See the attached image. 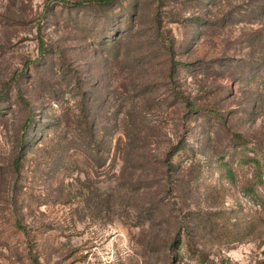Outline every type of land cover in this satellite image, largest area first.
Instances as JSON below:
<instances>
[{"label": "rangeland", "instance_id": "obj_1", "mask_svg": "<svg viewBox=\"0 0 264 264\" xmlns=\"http://www.w3.org/2000/svg\"><path fill=\"white\" fill-rule=\"evenodd\" d=\"M248 158L264 0H0V264H264Z\"/></svg>", "mask_w": 264, "mask_h": 264}, {"label": "trees", "instance_id": "obj_2", "mask_svg": "<svg viewBox=\"0 0 264 264\" xmlns=\"http://www.w3.org/2000/svg\"><path fill=\"white\" fill-rule=\"evenodd\" d=\"M30 120H31V117L28 118V122ZM26 135H27V129L24 131V133H23V135L21 137V142H20V149L23 150V153L27 152L26 149H25L27 145H30L31 146L33 144L32 141H29V144L26 145V143H25V136ZM17 161H18V159H17ZM251 161L253 163H255V166H256V175H259L258 178L260 179V182L262 183V177H263V174H264V159L263 160H260V159H255V158H248V160L246 162L248 163V162H251Z\"/></svg>", "mask_w": 264, "mask_h": 264}]
</instances>
